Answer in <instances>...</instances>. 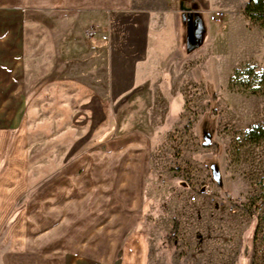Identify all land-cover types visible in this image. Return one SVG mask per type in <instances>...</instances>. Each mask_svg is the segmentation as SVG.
<instances>
[{
    "label": "rangeland",
    "instance_id": "rangeland-1",
    "mask_svg": "<svg viewBox=\"0 0 264 264\" xmlns=\"http://www.w3.org/2000/svg\"><path fill=\"white\" fill-rule=\"evenodd\" d=\"M170 2L133 0L151 16L155 36L144 85L123 97L107 100L87 87L83 51L67 46L59 57L52 38L25 36L18 103L0 114V185L17 198L9 217H0V260L18 215L38 214L58 174L76 180L75 163L106 160L114 164V211L124 204L127 172L145 174L137 184L142 215L129 209L125 224L130 241H145L146 264H264V138L253 144L246 137L264 127V96L252 93L258 79L246 77L248 88L230 84L246 65L264 72V61L251 62L249 36L224 35L184 56L169 36L176 21ZM258 26L248 22L250 30ZM174 219L178 234L166 239Z\"/></svg>",
    "mask_w": 264,
    "mask_h": 264
},
{
    "label": "crops",
    "instance_id": "crops-1",
    "mask_svg": "<svg viewBox=\"0 0 264 264\" xmlns=\"http://www.w3.org/2000/svg\"><path fill=\"white\" fill-rule=\"evenodd\" d=\"M170 1L176 21L169 36H174L176 48L184 56L214 46V39L218 42L224 35L236 36L237 42L249 36L251 62L264 61V30L248 28L243 15L247 0ZM215 13H221L222 19L218 27H211L214 22L209 17ZM236 22L240 26L234 32ZM84 26L94 31L92 37L86 34L89 28L83 32ZM151 27V16L134 8L133 0H0V114L7 106L6 112L12 114L16 108L12 109V104L18 103L25 36L52 38L58 44L59 57L67 46L83 51L79 65L81 72L90 74L92 84L87 87L99 94L104 91L100 96L108 100L144 85L141 74L152 52L150 38L155 36ZM163 29L160 26L156 31ZM81 163L73 165L79 174L76 180L68 179L69 173L58 174L55 183L49 184L38 214L18 215L17 225L11 228L9 251L0 264H146L145 241L141 237L130 241L125 224L129 209L137 218L142 215L137 184L145 174L140 176L142 171L134 170L131 176L127 172L119 194L125 205L120 204L115 212L114 164L106 160ZM0 186V217H9L17 198L6 184ZM39 214L42 220L33 219ZM101 216L104 221L99 223ZM99 233H104L101 239ZM119 233L126 235L115 240L114 234Z\"/></svg>",
    "mask_w": 264,
    "mask_h": 264
},
{
    "label": "trees",
    "instance_id": "trees-1",
    "mask_svg": "<svg viewBox=\"0 0 264 264\" xmlns=\"http://www.w3.org/2000/svg\"><path fill=\"white\" fill-rule=\"evenodd\" d=\"M243 15L245 19L251 24L264 27V0H247L244 7ZM243 68V70L234 71V75L230 80V84L248 88V82H246V77L258 79L259 81L257 85L259 88H255L252 93H261L264 96V72L257 74L255 72V67L251 65H246ZM246 137L250 143L257 144L260 140L264 138V127L257 126L251 128L246 133ZM207 146H211V144H207ZM178 231L179 223L177 219H174L172 229L170 233L166 236V239L174 238L178 234Z\"/></svg>",
    "mask_w": 264,
    "mask_h": 264
},
{
    "label": "built area",
    "instance_id": "built-area-1",
    "mask_svg": "<svg viewBox=\"0 0 264 264\" xmlns=\"http://www.w3.org/2000/svg\"><path fill=\"white\" fill-rule=\"evenodd\" d=\"M209 19L212 22L219 23L221 21V19H222V14L221 13L211 14ZM86 34H87L88 37H92L94 35V31L90 29V30L87 31Z\"/></svg>",
    "mask_w": 264,
    "mask_h": 264
}]
</instances>
